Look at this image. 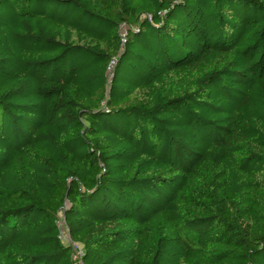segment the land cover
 Segmentation results:
<instances>
[{
    "label": "trees",
    "instance_id": "trees-1",
    "mask_svg": "<svg viewBox=\"0 0 264 264\" xmlns=\"http://www.w3.org/2000/svg\"><path fill=\"white\" fill-rule=\"evenodd\" d=\"M60 214L83 264H264V0H0V264H74Z\"/></svg>",
    "mask_w": 264,
    "mask_h": 264
},
{
    "label": "built area",
    "instance_id": "built-area-1",
    "mask_svg": "<svg viewBox=\"0 0 264 264\" xmlns=\"http://www.w3.org/2000/svg\"><path fill=\"white\" fill-rule=\"evenodd\" d=\"M127 28H125L124 26L121 27L122 33L121 36L123 38V40H125L126 36H127ZM114 65V61L111 64V68ZM58 226H59V230H60V239L63 242V244H65L66 246L70 247L72 249V259L74 261V264H83V256H84V247L81 244H78L76 242H74L69 234L68 228L65 224L64 219H62V217H60V220L58 221Z\"/></svg>",
    "mask_w": 264,
    "mask_h": 264
},
{
    "label": "rangeland",
    "instance_id": "rangeland-1",
    "mask_svg": "<svg viewBox=\"0 0 264 264\" xmlns=\"http://www.w3.org/2000/svg\"><path fill=\"white\" fill-rule=\"evenodd\" d=\"M60 217H62V214H60Z\"/></svg>",
    "mask_w": 264,
    "mask_h": 264
}]
</instances>
